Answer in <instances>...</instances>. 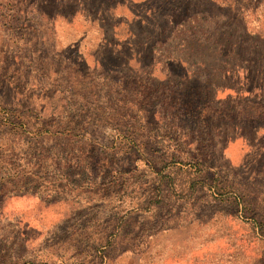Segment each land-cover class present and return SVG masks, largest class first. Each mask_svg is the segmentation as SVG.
I'll use <instances>...</instances> for the list:
<instances>
[{"label":"rangeland","instance_id":"obj_1","mask_svg":"<svg viewBox=\"0 0 264 264\" xmlns=\"http://www.w3.org/2000/svg\"><path fill=\"white\" fill-rule=\"evenodd\" d=\"M0 264H264V0H0Z\"/></svg>","mask_w":264,"mask_h":264},{"label":"crops","instance_id":"obj_2","mask_svg":"<svg viewBox=\"0 0 264 264\" xmlns=\"http://www.w3.org/2000/svg\"><path fill=\"white\" fill-rule=\"evenodd\" d=\"M46 95L45 94H36L35 99H34L35 100L34 103L40 105L39 108L36 107L37 111L42 112V113H44L43 112L44 111L43 105L46 104V98H47Z\"/></svg>","mask_w":264,"mask_h":264},{"label":"trees","instance_id":"obj_3","mask_svg":"<svg viewBox=\"0 0 264 264\" xmlns=\"http://www.w3.org/2000/svg\"><path fill=\"white\" fill-rule=\"evenodd\" d=\"M200 39V38H199Z\"/></svg>","mask_w":264,"mask_h":264}]
</instances>
